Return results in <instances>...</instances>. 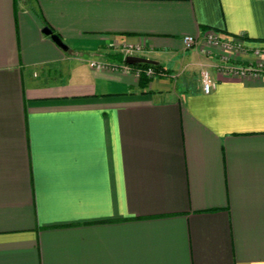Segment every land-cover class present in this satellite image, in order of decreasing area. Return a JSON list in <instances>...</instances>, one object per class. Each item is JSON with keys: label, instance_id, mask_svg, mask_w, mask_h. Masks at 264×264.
<instances>
[{"label": "crops", "instance_id": "crops-1", "mask_svg": "<svg viewBox=\"0 0 264 264\" xmlns=\"http://www.w3.org/2000/svg\"><path fill=\"white\" fill-rule=\"evenodd\" d=\"M205 29L264 46V0H0V264H264V71ZM127 44L165 73L83 57Z\"/></svg>", "mask_w": 264, "mask_h": 264}, {"label": "built area", "instance_id": "built-area-1", "mask_svg": "<svg viewBox=\"0 0 264 264\" xmlns=\"http://www.w3.org/2000/svg\"><path fill=\"white\" fill-rule=\"evenodd\" d=\"M203 42L207 45H212L219 48L222 51L221 57L225 58L230 54H239L249 51L253 55L252 62H244L240 64L226 63L222 61L217 64V68L221 70H227L237 74H256L264 71V46L247 44L243 37L237 35H224L212 29H205L201 33ZM182 44L187 47L195 42V38L190 34H184L181 36ZM139 47L134 44H127L121 48L120 59L116 61H95L89 60L88 65L97 69H110V70H128L136 76L144 74L146 76H152L153 74H159L154 72L149 66H130L123 61V57L126 54H133ZM201 89L203 92L208 91L214 84L213 80L209 77L206 69H201L199 72Z\"/></svg>", "mask_w": 264, "mask_h": 264}, {"label": "water", "instance_id": "water-1", "mask_svg": "<svg viewBox=\"0 0 264 264\" xmlns=\"http://www.w3.org/2000/svg\"><path fill=\"white\" fill-rule=\"evenodd\" d=\"M40 31L44 34H47L49 38L60 48L64 49L65 44L61 41L58 35L50 30L46 25H42ZM123 61L129 64H139V63H150L156 64V61L137 54H126L123 57Z\"/></svg>", "mask_w": 264, "mask_h": 264}, {"label": "trees", "instance_id": "trees-1", "mask_svg": "<svg viewBox=\"0 0 264 264\" xmlns=\"http://www.w3.org/2000/svg\"><path fill=\"white\" fill-rule=\"evenodd\" d=\"M55 33V32H54ZM133 66H140V67H144V66H149L151 67V69L154 71V72H158V73H165V68L161 67L158 63L156 64H150V63H139V64H132ZM150 76H146L144 74H139L138 75V82L140 85H144V83L147 81V79L149 78Z\"/></svg>", "mask_w": 264, "mask_h": 264}, {"label": "rangeland", "instance_id": "rangeland-1", "mask_svg": "<svg viewBox=\"0 0 264 264\" xmlns=\"http://www.w3.org/2000/svg\"><path fill=\"white\" fill-rule=\"evenodd\" d=\"M119 55H121V51L119 52ZM83 57L86 58V59L88 58V59L100 60V59H97V58H99L101 56L99 54H97V53H95V54L90 53L89 56L86 57V56L83 55ZM86 59H85V61H81L80 63L82 65H86V63H87Z\"/></svg>", "mask_w": 264, "mask_h": 264}]
</instances>
